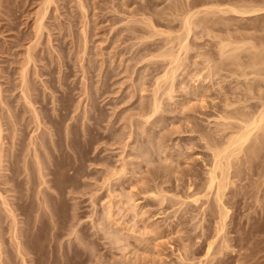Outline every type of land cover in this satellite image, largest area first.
Masks as SVG:
<instances>
[{
    "label": "rangeland",
    "instance_id": "rangeland-1",
    "mask_svg": "<svg viewBox=\"0 0 264 264\" xmlns=\"http://www.w3.org/2000/svg\"><path fill=\"white\" fill-rule=\"evenodd\" d=\"M10 1L0 0V18L3 19L4 15L8 17V14L14 15L13 13L17 11V7L20 9L22 8L21 11L15 12V15L13 17L12 15H10V17L8 18L11 19V22H13L12 19H14V25L16 21V18L14 17H18V20L16 21L17 23L12 29L19 28L18 30H20V32L22 31L21 34H23V30L24 32L26 31V33H31L33 31V26L35 25V18L37 17L36 13L40 11L39 9L42 6L41 1L43 0ZM79 1L81 0H56L55 2L57 3H55V5L54 3L52 4L51 9L54 7L56 8V5L58 6V9H53V11L50 10V15H53L55 18L52 16V18H48L46 22L48 21L47 25H50L49 23L51 22H56V24L60 23V25L57 24V27L59 25L61 31L56 26L52 25L54 26L53 28L50 25V27H52L50 32L49 30H47L50 27L47 26V29L44 30V34L42 35L40 45H37L39 49H42L40 50L42 51L40 53V56L42 55L41 59L43 61L40 60L41 62H39V64L36 63L35 65L38 67L34 65V68L35 70L37 68V72H39L38 70L42 69V76L40 72V74L38 73V75L40 80L42 79V81L44 80V82H41L39 79H36L31 75L35 72L34 68V72L29 69V75L33 77L30 78L28 76L29 79H33L32 81H34L36 85H39V87H36L38 90L40 89L38 92L39 95L41 96L45 92L43 95L45 96L46 94L47 98V100L45 99L46 101L43 102V105L45 103V106L42 105L43 109L41 108L42 111H44L42 112L44 113L42 114V117H44L46 114V116L44 117V121L42 119V122L44 123V125L42 124V126H44V129L42 127L43 130L40 128L41 132H38L40 135L42 134L40 137L43 136L45 140L44 141L43 138H41L42 143L44 142L45 145H43L44 143H41L42 147L38 146L40 150L39 153H42L40 155V157H42L40 158V163L44 161V164L42 163V165L44 166V171H42L45 178H40L39 175L42 174L37 173L39 171L36 169H38L37 166L39 165H37L38 162H36L37 160H35V157L32 159L33 154L31 148L33 149V145H28V143H30L29 138L31 139L32 136L37 142H39L37 138L40 139V137L38 136L36 131H39L40 129L34 131L35 125H31L30 123H28L29 127L28 125H22L23 132L21 134L20 130L22 126L21 124L20 126L18 124L17 127L21 128L17 132H20V134L23 135H20L19 138L21 140L22 137V140H24L20 141L17 138L19 136L18 133L17 135L15 134V137L13 138V127L9 125L8 127H6L7 124H5L6 122H4L5 127L8 128V130L4 127V141L6 142V144L4 143L5 145L3 146H5L4 149L6 148L7 151L6 149L4 150V154L6 156H4L5 160L3 158V164L1 163L3 166L1 168H3L2 171L4 174H2L1 172L2 178L0 177V192L3 193V196H7L8 194L7 197L9 198H7L6 196L5 197L7 199H10L8 200V202H13L12 205L15 207H12L13 210L17 209L16 212H14L16 213V218H18L19 221V223L17 221L18 224L16 227V230H18L16 231V240L18 241L16 242L15 240V242L18 243L19 238L21 239L19 244L15 245V242L13 241L14 238L10 237L11 231L9 229L12 226L11 224H8L10 219L3 216H6V210L4 211L5 207L2 206V198H0V217H2L0 218V232H2L0 233V244L3 245H0V264H264V133L262 134V138L261 136L258 139L256 138L258 142L255 143V137H257L256 133L259 131L258 129H254L255 132L253 134H250L248 139L244 140L241 145H239L231 152L232 154L231 156L229 155L230 157H228V159L232 163H230L229 160L228 163L227 161L226 163L224 162V166H227L228 169L227 167L224 168L231 172L230 174L228 173V175H230L229 177L231 178L229 179L230 181L227 180L229 182V185L227 182L228 187L226 186L227 190L224 191L225 195L223 194L224 197H222V202L224 201V205L222 204V208L225 207L223 208L225 211L224 213H227L225 216L223 215L224 213L222 214L225 219L223 217L220 219L221 215L217 212L219 211L217 210L218 208L216 207L214 202L211 203V201H213L212 198H210L212 192L209 193L211 194L209 197V194H205L207 193L205 190H200V192L202 191V193L199 194V190L197 192L196 190H194L199 196H203V194L205 195V197H199L197 195L199 199L202 198V207L204 206L203 209L198 208V206L195 204H192L189 205V207L186 206V208H191V210L186 212L184 210L185 205L180 206V203H177V205L175 204L174 207L167 209L166 212L161 213L160 211L163 210L164 205H157V199L150 197V190H148V192L147 190H140L138 187H136V189L138 190H136L135 188H131V192H133L134 194L133 198L134 200L136 199L134 203H139L135 208H139L138 210H135L137 214L135 213V211L133 212L132 210H130L131 215L128 213V211L126 212L125 216H123L124 214L123 212H121V214H123V217L120 213H115L112 214V217L109 216L108 218V212L106 209L104 213L105 206L106 208L110 206L112 209V206L110 204H112L113 202L115 203V205H117L118 203V205L121 206L124 197L120 194V190H114L113 194L110 192L111 190H106L108 189V187L107 184L104 183L105 180L103 181L104 178L106 179V177L104 176H107L104 170H106L110 165L105 163L112 162L113 165L116 163L115 166L119 167L112 168V170H119L121 169V163L123 165L124 161L125 163L128 161L129 164L127 163L126 165L129 166L126 167H130L131 160L134 162L139 161L140 165H137L138 162L136 164L134 163L135 166L137 165L138 169H140L138 170L139 176H142L143 173H145L143 174L145 175V177L148 175L150 176L151 173H153V170L151 172L149 171V173L148 169H155L154 173L158 170V172H156V175H160L158 179L163 180L171 174V176L176 174L179 176L182 174L185 175V173H183L185 169L188 172L186 173V175L188 174V176L185 175V177L182 175L184 177V186L186 185L185 180H188L189 177L190 179L194 178L195 182H200L198 183V185H200L202 181H204V173L207 167H209V162L212 159L213 155L212 152H214V150L212 151V149H210L211 146L209 148L207 147L208 143L206 141L208 140L210 143H212V139L210 140L208 138L212 135L211 131L217 124L216 122L220 120L217 118V114L219 113L220 109H222L221 107L223 101L221 100H223V98H225L226 96H224V94L229 93V97H232V93L230 94V91L234 86L233 83L235 78L237 77V74H233L235 72L232 70H235L238 67L236 65L237 62L234 63L237 60L234 59V61L232 59V62L234 64L231 63L230 58H233V53L231 51L229 52L232 54H229V52L227 53L229 56L231 55L229 58V56L226 54L225 56H223L217 48L220 47L219 45H222L221 47H223V43H226V46L228 45V47L226 48L227 50L228 48H232V51H234V53L237 52L238 55L243 58L245 55L243 56L240 54H253L254 51L259 52V50L261 51V48L262 50L264 49V0H83L84 9L80 6L82 4V1ZM8 2H10L11 7L13 5L12 9L10 5L6 7ZM17 4L19 5L17 6ZM189 6L193 12H197L194 13L195 15L191 13V10H189ZM249 6L252 12H250V9L248 10ZM251 6H255L256 8H251ZM185 7L189 8L187 10L190 14L187 12ZM232 7H240L241 10L247 8L246 10H248L250 14L230 11V8ZM258 7L261 8V10L259 12L255 11L254 13L253 10H258ZM144 8L148 11L143 17L142 13ZM184 9L186 10V12ZM11 11L13 13H11ZM184 12L187 13V16L188 14L189 16H199L197 18L191 16L190 17L191 19L193 18V20H199V22L203 26L201 24L198 26L199 22H193V29L191 30L190 27V30H188V33L190 32V34H185V30L187 28L183 26V23H181V18H183L185 14ZM17 13L18 15H16ZM20 13H22V15ZM179 14L183 16H179ZM189 16L188 18H190ZM142 17L144 19L148 18V20H153L152 22L155 23V29L158 30L156 34L159 32V35L154 34L155 36L153 37V35H150L151 33H148L146 31H141V33L136 32L135 34H131L133 33L131 31L130 33V29L127 26H130L131 24L134 25L133 20L130 19H143ZM8 18L6 19L8 20ZM205 18L206 24H204ZM2 19H0L1 24L7 23V20ZM129 20L132 22L128 23ZM200 20H202L203 23ZM135 25L142 27L141 25L143 24L136 22ZM4 27L2 28L3 30ZM121 27L123 28V32L120 31V29H122ZM125 27L126 29H128L124 30ZM144 27L147 28L146 25ZM16 30H4L5 33L2 31L3 34L0 33V45L2 42L4 43L3 40L5 39H7L6 41H9L5 42L4 45L9 43L10 41L11 45L13 42L18 41H14L15 33L17 32L16 34L18 35V30ZM165 31L168 35L169 32L171 34L169 36L166 34L169 37L168 39L164 36ZM47 32H50L52 34L48 35L49 33ZM118 33L121 34L119 35ZM125 33H127V35H125ZM180 34L181 38L183 36L185 39L178 38L180 37ZM85 36L87 37V39ZM141 36L142 38H145H139ZM165 40H167L168 42ZM185 40L188 41L185 42ZM84 41L88 43L84 44ZM221 41L224 42H222L221 44ZM229 41H231L232 44H230ZM21 42L19 41V43L15 42L13 44L15 46L18 44V46H16L17 48H14L13 46V49L11 47L10 54L12 53V56L10 55V58L8 57L9 54L6 55L7 53H5V56H1L0 53V86L4 83V88L5 86L7 87V83H9L8 86H14L13 80L15 79V77L20 78V75H17L18 73H20L18 72V70H20L18 69L20 66L19 59H23L22 56H25L26 53L24 54V52L27 51L26 48H28V46L34 42V39L31 41L21 40ZM178 42H184L185 44H187L186 48H184V46V49H181V46L178 44ZM188 42L190 44H188ZM145 45L149 46L146 47ZM150 46L154 50L155 57H150V55H148L147 57L150 58L146 60L144 59V63L139 62L140 66H138L136 64L137 60H134L135 57H140L137 54L142 55L143 52L147 54V51L145 52V50H148V47ZM84 47H86V49H83ZM158 47L161 48L158 49ZM38 48H36L37 50L35 51H39ZM152 48L151 51H153ZM162 48L166 51L168 50V52L169 49L170 52L176 49L174 53H179V55H181V64L178 67L179 70L177 69L178 74H180H175L176 79H179L175 80L174 78L173 82H175H172L173 84L170 83V81H167L168 83L165 82L166 85L168 84V86L169 83L170 85H173V88H171L173 91L171 90L170 93L168 91L167 93H165L167 95H165L162 92L163 88H165L163 87L164 82L162 81L161 83L162 88L160 92L162 93L161 95L163 97L161 96L162 98H160L162 100H160L159 108L162 106V109H159L160 112L157 111L158 113H160V115L156 113L157 116L159 115L160 117H158L160 120L158 119L156 122L158 124L160 122L163 125H158L156 122V124L154 123V127L152 126V124L151 126L149 125L151 127L150 129L152 130L150 132L153 133L154 130H156V134L154 133L153 136L157 135L158 137H160L156 138L157 136H154L155 139H158L157 144L155 142V139H152V133L150 134V132L148 131L149 128L145 127L147 126L148 122L145 123V118L143 117L139 118L140 114L138 113L140 112V109L138 108V104L140 107L141 101H144L146 104L150 101L149 95H151V86L149 83L152 84V81H150L152 78L150 76L151 71L148 70L149 77H147V79L146 76L143 75L147 73H143L142 71L146 72V69L148 67L150 68V70H152L151 68L153 67L151 66L153 64L151 65V63L148 62V60L150 61L151 58H153L151 59L153 62L158 61L156 63L154 62L155 65H159L160 63L165 61V59L163 60L162 58L163 56H158V53L160 54L162 52H160V50H163ZM14 49H16L17 51ZM129 49L132 52L129 51ZM188 49L190 51H188ZM219 50L221 49L219 48ZM13 52L16 55V52H20V54L18 53V55L22 56L19 58L18 55H13ZM57 52L60 54V58L58 57ZM134 52L137 56L134 55ZM258 52H256V54L254 55H257ZM261 54L264 53L262 52ZM52 55L58 57L56 59L59 60L56 61V59H54L55 56ZM233 56L236 57V54H234ZM5 57L9 58L11 62V58H14L13 63L15 64H12V66L10 67V60L6 59ZM51 57H53L52 59L56 61L53 64L50 62L53 61ZM161 58L163 61H161ZM184 58L186 60H184ZM128 59L130 60L127 63L129 66L126 65ZM16 61L19 63V66L18 63L16 64ZM133 62L135 63L133 64ZM189 62H192V65ZM120 63L122 66L120 65ZM130 63L133 65H131ZM130 65L132 67H130ZM145 65H147L148 67ZM126 66L129 70L126 69L125 71ZM133 66L135 69H133ZM8 67L9 71L6 70V68L8 69ZM54 67H56V70L54 69ZM138 67H140L141 69ZM15 70L17 71V73H15ZM132 70H134V72ZM139 70H141V72ZM197 70L199 73L198 75L196 74ZM12 71H14L15 74L13 75H16L15 77H11L12 74L10 73H13ZM8 72H10V75L8 74ZM138 72H140L139 75ZM3 73H5V76H3ZM8 75L9 78L11 77L10 80L12 82L8 79ZM36 75L37 74H35V76ZM142 75L145 76V79H143L144 77L139 79V77ZM137 76L139 80L136 79ZM195 76L200 77H197L198 79H196ZM19 78L15 79L16 82L18 81L17 84H19ZM4 80L6 81V83ZM178 80L181 83L176 82ZM230 80H233V83ZM38 81L40 82L36 83ZM140 81L142 82V84L144 83L143 89L141 88L142 85H140ZM182 81H185V84ZM137 82L140 84H138ZM87 83L90 85H86ZM182 84H184L183 86H185L184 90ZM197 85L198 87L200 86L199 89ZM195 86L197 87L196 89ZM205 86H207L208 89ZM218 87L220 88V90L217 89ZM85 88H89V90L91 91ZM140 88L142 89V91ZM41 89L43 92L41 91ZM191 89L192 91L193 89H195L196 91H194L199 95L201 92L202 93L200 96H197L195 92V94L191 92ZM226 89H229L230 91L228 92ZM16 90L17 92H15ZM16 90H14L15 93L13 92V95H15H12V98L15 97L16 99H14L17 102V98L20 96V93L19 89ZM96 90L99 91L96 92ZM185 90H188L190 92L186 93ZM221 90H224L225 92ZM86 91L87 93H91L92 91V93L95 92L93 96L92 93L91 95L89 93V97H93L94 99L92 98L91 100H89ZM17 93L19 94L16 95ZM194 95H196L197 97L195 98ZM55 96L57 98L56 101L55 99H52L53 97L55 98ZM41 97L40 99L42 100L43 98ZM198 97H201L203 98V100H205L203 101L206 102L203 103L205 105L200 104L202 103V101H197ZM15 100H13V104ZM52 100L54 101V103L52 102ZM94 100L97 101L95 102ZM180 100H182V102H180ZM187 100H189L190 102ZM88 102H94L96 103V105L94 104V106L91 107V103L89 105ZM183 102H189L191 108L189 106L183 107L187 104L186 103L182 106L181 103ZM86 103H88V105ZM145 103L143 104L145 105ZM16 104L14 106H16ZM19 105H21V102ZM36 105L40 106L39 104ZM135 106L138 109H136ZM18 107L19 109L22 108L21 106ZM179 108L180 110L183 109L184 111H180ZM138 110L139 112L137 113ZM130 111L131 113L132 111L134 113L136 111L137 114L136 115L130 113L132 118L130 116L129 117L131 119H133L134 115V118H139L138 120L142 121H138L137 123H135L137 119H134V121H136L132 122L137 126L132 124V127H134V129L138 128L140 130L142 126L140 127V125L138 124L142 123L141 125L144 126L145 130L148 129L146 131L144 130L143 132L148 131L147 133H149L150 136L146 135L147 133L144 134L151 138L148 139L145 135H142L144 136L142 138L143 141L147 138L148 141L152 140V142H148L147 140H145V143V141L143 142L142 140L139 141L137 139L139 137L141 138L142 136L138 135V129L134 131L133 128L130 127L131 124H129V122L131 120L129 118L127 120L126 116ZM84 113L86 116H83ZM86 113H89L88 117ZM187 114L190 116V118ZM25 115L28 117L27 112L25 113ZM117 115H119V117ZM122 116H124V118L120 119L122 118ZM96 117L98 120L96 119ZM3 121H5V119ZM84 121L87 123H85ZM82 124L85 127H83ZM155 125L157 127H155ZM26 126L27 128L25 129ZM94 128L98 129V132ZM129 128H132V131L136 133L135 134L133 132L136 137H129V131L131 130ZM85 129L88 132H86ZM93 130H95L94 134L92 132ZM43 131H45L46 133H44ZM42 132L45 134V136L48 135V132L49 134H53L48 135L46 138L44 137V134ZM208 132L211 135L205 136V133L207 135ZM215 132L216 131L214 130L213 135L219 137V135ZM36 135L38 136L37 138H35ZM161 136L163 139H161ZM214 136L213 139L215 138V142H217L218 140H216V137ZM52 137L54 138V140H52ZM114 137H116L117 139L119 137L120 138L116 140V138ZM134 138L136 139V141H138V144H140L141 142H143V144L150 143V145L152 144V147L149 146V144V147L147 145H143L142 143L140 144V146H138L137 143L133 144L135 142ZM49 139H51V141ZM159 139H161V141L163 140V142H161ZM115 140L117 142H115ZM220 140L218 144L219 147H221ZM17 141H19V144H26V146L21 145L24 149L27 146L28 147L26 149H29L31 147L30 151L27 150L29 151L27 152L26 149L25 151H23V148L19 146L18 143H16ZM153 142L154 146L156 143L155 148L153 146ZM221 142L224 143V141L222 140ZM12 144H14V147ZM159 144L161 147H157V145ZM136 145L139 148H136ZM216 145L217 144H214V146ZM218 145L216 147H218ZM221 145L225 146V143L224 145ZM251 145H253V147ZM214 146L212 147L214 148ZM248 146L251 147L250 150L247 148ZM18 147H20L19 149H21V151L18 150ZM132 148L133 150L135 148L136 150L139 149L138 154H140V152L142 153L143 150V152H145L146 148H149L146 150L147 152H149L148 150L153 148L151 151L154 150V152H152L151 155H154L153 157L155 158H153L151 155L149 156L152 157L150 158V160H152V164L151 162H149V158H147L148 160L146 159V156L145 158L144 156H140L146 159L144 161L143 158H140L137 155L136 150H134L135 152H132ZM159 148H163V150ZM222 148L223 147H221L220 149ZM157 149H159V151H157ZM11 150L14 151L12 152ZM42 150L45 155L43 154ZM164 150L165 152L162 153V151ZM46 152L47 154L49 152V155H47ZM12 153L14 156L12 155ZM178 153L181 155L177 156ZM133 154L137 155L139 159L137 157L135 158V155ZM50 155L51 157H49ZM170 155L172 156L171 161ZM163 156H168L169 160L167 161V157L165 159ZM79 157H82L84 159ZM124 158L125 160L123 161ZM24 159L26 162L28 161V164L24 163L25 161H22ZM41 159L43 161H41ZM101 159H107V161H101ZM225 159L222 160L224 161ZM94 161L97 162L95 163ZM98 162L101 163L99 164ZM149 163L151 165H149ZM111 165L108 171L111 169ZM165 165L167 167H170L167 168ZM151 166H156L159 169H157L156 167L151 168ZM164 169H166L168 172ZM80 170L82 171V173L80 172ZM171 170L174 171L170 172ZM140 171H142L143 173L141 172L142 174H140ZM167 173L171 174L167 175ZM5 179H7V181ZM115 181L113 180V182ZM102 182L103 185L106 184V188L101 185ZM118 185L119 184H117L116 181L115 188L119 187ZM101 186L103 189L101 188ZM126 186L128 185L126 184ZM181 189L182 190H167L169 191L168 195H170L171 197L174 193L175 196L173 195L172 197L175 199L178 196L177 194H179V196L181 197L178 200L180 201V199L182 200V198L185 197L186 194H191L194 192L193 190H185V188ZM204 191L205 193H203ZM163 194L166 193L163 192ZM209 200L211 205H209ZM198 202V204H200L201 200ZM212 205L213 207H211ZM124 206H127V204H122V207ZM2 207L4 209H2ZM111 209L108 208V211ZM113 209H116V206L113 207ZM140 210L143 211L141 212ZM137 211L139 212V214ZM134 213L136 215H141V217L139 216L140 218L137 216L135 217L137 218V222L135 223L131 221L132 219L130 220L131 216H133ZM109 215L111 214L109 213ZM222 222H224V224ZM116 223L120 224L117 225ZM5 226L6 229L4 228ZM222 226L223 228H221ZM114 229H117L119 232L124 231L126 235L124 232H122V236L127 237H122L121 235H119L123 239H120V242L116 240L114 241L112 238H114L115 233H112V236L110 235V232ZM117 230L115 232H118ZM1 240H3L2 243ZM20 243L22 246L20 245ZM17 245L18 247L21 246L19 247L20 249L22 248L21 251L24 248L22 252L25 253L21 254L20 251H18V253V247H14ZM1 246L3 247V249L1 248ZM23 259L24 261H22Z\"/></svg>",
    "mask_w": 264,
    "mask_h": 264
},
{
    "label": "bare ground",
    "instance_id": "bare-ground-1",
    "mask_svg": "<svg viewBox=\"0 0 264 264\" xmlns=\"http://www.w3.org/2000/svg\"><path fill=\"white\" fill-rule=\"evenodd\" d=\"M10 1V0H9ZM56 0H43V1H41V8L39 9L40 11L39 12H37L36 14V21H35V25L33 26V31L31 32V33H26V31L24 32V30H23V34H21V32H20V30H18L17 28H15V29H12V28H14L15 26L14 25H16V21L18 20L17 18V16L16 17H14V18H16V21H15V24L13 25V22H14V19H12L13 20V22H11L10 20V18H8V17H10V15H12V14H8L9 13V11H8V17L7 16H3L4 18L2 19V18H0V19H2V20H7L6 18H8V20H7V23H5V24H1L0 23V33H2V31L4 32V30H18V35L15 33V39H14V41L15 40H18V41H15V42H18L19 43V41L21 42V40H28V41H31V40H33L34 39V42L33 43H31L29 46H28V48H26V52H24V54H25V56L23 57L22 55V58L23 59H21L20 57V55H18V53L20 54V52H16L17 53V55H18V57L20 58H18L19 59V62H20V66H19V63L16 61V64L18 63V66H19V68H18V66H17V68L18 69H20V70H18V69H16V70H18V72H20V73H18L17 75H20V78L19 77H15L16 75H13V74H15V73H17V71L14 73V71H12L13 73H10V72H8V74L10 73V74H12V76L11 77H15V79H18L19 78V84H17L18 83V81L16 82V80L14 79L13 81H14V86H12L11 84V86H8L9 85V83H7L8 85H7V87L5 86V88H4V86H3V84L0 86L1 88H0V177L2 176V174H4L3 173V171H2V169L3 168H1V167H3L2 166V162H4L3 161V158H4V156H6L4 153H5V149H4V147L5 146H3V145H5L6 144V142L4 141V127H5V124H7V126L6 127H8V125L9 126H12L13 127V129H12V134H13V138L15 137V134L17 135V133H18V139L20 140V135L22 134V129H23V126L22 125H28V127H29V124L28 123H30L31 125L32 124H34L35 125V128H34V126H33V128H34V131L35 130H38V129H42V127H43V129H44V126H42V124L44 125V123L42 122V119H43V121H44V117L46 116V114H45V116L44 117H42V114H44V113H42V112H44V111H42V105H43V102L44 101H46L47 100V98H46V94H45V96L42 94L41 96H43V97H41L40 95H39V90L36 88L37 86L39 87V85L37 84H35V82L34 81H32L33 79H29V77L30 78H33V77H31L30 75H29V69L30 70H32V72H34L33 71V68H34V65L36 64V63H38L39 64V62H41V61H43L42 59H41V56H40V53L42 52V51H40V50H42V49H39L38 47H37V45L39 44L40 45V41H41V38H42V35L44 34V30H46L47 29V26H49L50 27V25L52 26V25H54V26H56L57 27V24H59L60 25V23H57L56 24V22H51V23H49L50 25H47V23H48V21L46 22V20H48V18H52V16L53 15H50V13H51V11L50 10H52L53 11V9H58V6L56 5V8L54 7V8H52L51 9V7H52V4L54 3V5H55V3H57V2H55ZM82 1V4L80 5L83 9H84V5H83V0H81ZM81 1H79V2H81ZM186 1H188V0H186ZM11 2V1H10ZM10 2H8L7 3V5H6V7H8V5H10ZM3 5V4H2ZM19 4H17V6H18ZM145 6V5H144ZM10 7H11V5H10ZM149 7V6H148ZM188 7V6H187ZM255 7V6H254ZM253 6H251V8H254ZM13 8V5H12V7H11V9ZM15 8V7H14ZM18 8V7H17ZM16 8V10L19 12V11H21V9L20 8H18L17 9ZM151 8V7H150ZM186 8V7H185ZM189 8H190V6H189ZM189 8H186V10L187 9H189ZM256 8V7H255ZM259 8V7H258ZM257 8V9H258ZM149 9V8H148ZM247 9V8H246ZM246 9H244V10H241L240 9V7L239 8H237V7H232V8H230V11H233V12H236V13H243V14H250V12H252L251 11V9H250V6L248 7V10L250 9V12L248 11V10H246ZM264 9V8H263ZM185 10V9H184ZM186 10H185V12H186ZM189 10H191V8L189 9ZM220 10V9H219ZM222 10V9H221ZM224 10V9H223ZM261 10V8H259L258 10H253V12L255 13V11L257 12H259ZM13 11V10H12ZM11 11V13H13ZM17 11H15V12H17ZM23 11V10H22ZM148 10L147 9H143V17H144V15L146 14V12H147ZM150 11V10H149ZM180 11H181V9H180ZM197 11V10H196ZM225 11V10H224ZM227 11V10H226ZM15 12L13 13L14 15H15ZM151 12V11H150ZM182 12H183V8H182ZM184 12V13H185ZM187 12H188V10H187ZM183 13V14H184ZM189 13V12H188ZM191 13H197V12H193L192 10H191ZM199 13V12H198ZM21 15H22V13H20ZM53 14V13H52ZM182 14V13H181ZM181 14H179V16L181 15ZM187 13H185L184 14V17L183 18H181V23H183V26L184 27H186L187 29L185 30V34L187 33V34H190V32L188 33V30H192L193 28H192V26L194 25V23L193 22H195V23H198L199 22V20L198 21H196V19L195 20H193V18L191 19V17H194V18H197V17H199V16H197V17H195V16H189V14H188V16L190 17V18H188V16L186 15ZM14 15H12V17L14 16ZM16 15H18V13L16 14ZM195 15V14H194ZM181 16H183V15H181ZM2 17V16H1ZM6 17V18H5ZM11 17V18H12ZM54 17V16H53ZM142 17V18H143ZM148 17V16H147ZM146 17V18H147ZM200 17H202V16H200ZM20 18H21V16H20ZM55 18V17H54ZM151 18V17H150ZM182 19H183V22H182ZM203 19H204V17H203ZM202 19V20H203ZM21 20V19H20ZM19 20V21H20ZM49 20H51V19H49ZM56 20V19H55ZM130 20H133V22H134V25H130V26H127L129 29H130V33H131V31L133 32V33H131V34H135L136 32H140L141 33V31H146V32H148V33H151L150 35H153V37L155 36V35H159L158 33L156 34V32L158 31V30H156L155 29V23H153L152 21L153 20H148V18L147 19H130ZM128 21V23L129 22H132V21ZM146 20V21H145ZM148 20V21H147ZM202 20H200L201 22H202ZM204 21V20H203ZM136 22H139V23H142L143 25H141L142 27H144L145 25L147 26V28L146 27H144V28H142V27H139L138 25H135V23ZM3 23V22H2ZM19 23V22H18ZM55 23V24H54ZM203 23V22H202ZM20 24V23H19ZM138 24V23H137ZM145 24V25H144ZM201 23L199 22V24H198V26L200 25ZM204 24H206V18H205V21H204ZM59 25H58V27L57 28H59ZM140 25V24H139ZM202 25V24H201ZM208 25V24H207ZM4 27V30L2 29L3 27ZM20 26V25H19ZM18 26V27H19ZM54 26H52L53 28H54ZM196 26V25H195ZM203 26V25H202ZM205 26V25H204ZM2 27V28H1ZM17 27V26H16ZM48 27V28H49ZM52 27H50L49 29H47V30H49L50 32H51V29H52ZM55 27V28H56ZM149 27V28H148ZM191 27V28H190ZM206 27V26H205ZM56 28V29H57ZM122 28V27H121ZM127 28V29H128ZM183 28V27H182ZM190 28V29H189ZM61 28H59V30H60ZM84 29V28H83ZM126 29V27H125V29L124 30H127ZM16 30V31H17ZM123 30V28L122 29H120V31H122ZM54 31V30H53ZM61 31V30H60ZM84 31V30H83ZM187 31V32H186ZM7 32V31H6ZM9 32H11V31H9ZM29 32V31H28ZM50 32H47V33H49L48 35H51L52 33H50ZM86 32V31H85ZM123 32V31H122ZM146 32H143V33H146ZM5 33V32H4ZM8 33V32H7ZM87 33V32H86ZM3 34V33H2ZM10 34V33H9ZM31 34H33V35H31ZM85 34V33H84ZM119 34V33H118ZM121 34V33H120ZM119 34V35H120ZM155 34V35H154ZM164 34V33H163ZM167 33H166V31H165V37H167V39L169 38L168 36L169 35H171L170 34V32H169V35L167 36L166 35ZM183 34H184V32H183ZM185 34H184V36H185ZM5 35V34H4ZM11 35H13V34H11ZM30 35V36H29ZM119 35H118V37H119ZM124 35V34H123ZM125 35H127V33H125ZM124 35V36H125ZM139 35V34H138ZM3 36V35H2ZM8 36V35H7ZM86 36H87V34H86ZM85 36V37H86ZM122 36V35H121ZM120 36V37H121ZM123 36V37H124ZM133 36H135V35H133ZM143 36H144V34H143ZM149 36V35H148ZM6 37V36H5ZM151 37V36H150ZM12 38V37H11ZM57 38V37H56ZM126 38V37H125ZM139 38H142V36L141 37H139ZM145 37H143L142 39H144ZM149 38V37H148ZM178 38H180V39H182V38H184L183 36H182V38H181V34H180V37H178ZM188 38V37H187ZM186 38V39H187ZM2 39V38H1ZM85 39V38H84ZM86 39H87V37H86ZM85 39V40H86ZM118 39V38H117ZM179 39V40H180ZM185 39V38H184ZM230 39V38H229ZM7 39H5V40H3L4 41V43L5 42H8V41H6ZM13 41V40H12ZM58 41V40H57ZM165 41H167V40H165ZM171 41V40H170ZM169 41V42H170ZM188 40H185V42H187ZM232 41V40H231ZM231 41H229L230 42V44H232L231 43ZM11 42V41H10ZM10 42L9 43H7L6 45H4V43L2 42L1 43V45H0V53H1V56H5V53H7L6 55H8V57L11 55L12 56V53L10 54V49H11V47H12V49H13V46H14V48L16 47V46H18V44L15 46V45H13L15 42H13L12 43V45L10 44ZM23 42V41H22ZM21 42V43H22ZM168 42V41H167ZM222 42H224V41H221L220 43L222 44ZM228 42V43H229ZM264 42V41H263ZM86 43H88V42H85L84 41V44H86ZM171 43V42H170ZM170 43H168V44H170ZM227 43V44H228ZM23 44V43H22ZM22 44H19V45H22ZM168 44H166V45H168ZM178 44L181 46L180 48L182 49L184 46V48H186V45L187 44H185L184 42L183 43H179L178 42ZM188 44H190L189 42H188ZM224 44H225V46H224ZM178 45V46H179ZM219 45V44H218ZM240 45V44H239ZM264 45V44H263ZM86 46V45H85ZM146 46V45H145ZM147 46H149V45H147ZM146 46V47H147ZM163 46V45H162ZM220 47V49L221 50H219V48H217L218 49V51H220L221 53H222V55L223 56H225V54L226 55H228L227 53L229 52V51H231L232 53H230L229 52V54H232V57L233 58H230V56H229V58L231 59V63L232 64H234V63H236V65L238 66L237 67V69H235V70H232V71H234L235 73H233V74H237V77L235 78V80H234V83H233V87L231 88V91L229 90V89H226L228 92L230 91V94L232 95V97H229L230 95H228L227 93H225L224 94V96H225V98H223V100H221V101H223V104H222V109H220V111H219V113L217 114V118L218 119H220L219 121H217L216 123V125H215V127H214V129L210 132L211 134H209V132H208V134L206 135V133H205V136H208V135H211L212 136V138H211V136H209V138L208 137H206V138H208V139H212V140H214V141H212L211 140V142L212 143H210L207 139H205V140H207L206 142L208 143V145H207V147L209 148L210 146L212 147V146H214V144H219V140L221 139L222 141H224V143H225V146H222L221 144H223L224 145V143H222L221 142V140H220V146L221 147H223L222 149H220L221 147H219V145H218V147H216V146H214V148L212 147H210V149H212V151L214 150V152H212V159L210 160V162H209V167H207V169H206V171H205V173H204V175L205 176H203V180L204 181H202V183L200 184V185H198V183H200V182H195V179L193 178H191L190 179V177H189V179L188 180H185L184 182L186 183V185L184 186V183H183V176H185L186 175V173H188L187 172V170H185L184 169V171H183V173H185V175L184 174H182V175H173V176H171L172 174L171 173H169V174H171V175H169L168 173H167V175H169L168 177H166V179H163V180H159L158 178H159V176L158 175H156V172H158V170L154 173V171H155V169H148V172L150 171H152L153 173H151V178H150V176L148 175V176H146L145 177V175H143V174H145V173H143L142 171H140V174H142V176H139V173H138V170H140V169H138V167H137V165L139 164V161H137V160H135V161H137V162H134V161H132L131 160V162H130V167H126V166H129V165H126L127 163L129 164V162L127 161L126 163H125V158L123 159V161H124V163H123V165H122V163H121V165H120V167H121V169H119V170H115V169H113L112 170V168H116L117 166H115V164L113 165L112 164V162L111 163H105V162H102V163H105V164H112L111 165V169L108 171V169H109V167H110V165H109V167H107V171L106 170H104V172L107 174V176L105 175L104 177H106V179L104 178L103 179V181L105 180V182L104 183H106L107 184V187H108V189H106V190H111L110 192L113 194V192H114V190H120L119 192H120V194L124 197V199L122 200V204L123 205H126L127 204V206H124V207H122V204H121V206H119L118 205V203H117V205H115V203L113 202L112 204H110L111 206H112V209H111V207L110 206H108V208L109 209H111V210H109V211H111V212H109L108 211V208H106V206H105V208H104V213H105V209L107 210V212H108V218H109V216L110 217H112L113 215L112 214H115V213H120L121 214V212H123V214H121V216L123 215V216H125L126 215V212H128L129 214H130V210H132L133 212L135 211V210H138V209H135L137 206H138V204L137 203H134L135 202V200H134V194H133V192H131V188H135L136 189V187H138L140 190H150L151 191V196L150 197H152V198H154V199H157V205L159 204V205H164V208H163V210L162 211H160L161 213H163V212H166V210L167 209H170V208H172V207H174V205L176 204L177 205V203H180L179 205L180 206H182V205H185V211L186 212H188L189 210H191V208H186V206L187 207H189V205H192V204H195V205H197L198 206V208H201V209H203L204 208V206L202 207V198L201 199H199V197L201 196V197H205V195L203 194V196L202 195H198L199 193H202V191L203 190H205L207 193H205V191L203 192V193H205V194H209L210 192H212V195L211 194H209V197H210V195H211V197L210 198H212V200L213 201H211V203L212 202H214L215 203V205H216V207L218 208L217 210H219V211H217L220 215H221V217H220V219L223 217V215L225 216L227 213H224L225 211H224V209L223 208H225V207H223L222 208V206L224 205L223 204V202H222V197H224L223 196V194H224V191L225 190H227V188H226V186H227V182L228 181H230L229 179H231L229 176L230 175H228V173L230 174L231 172L230 171H228L227 169H228V167L227 166H224V162L226 163V161H227V163H228V157H230L231 156V152L234 150V149H236L239 145H241L242 144V142L244 141V140H246V139H248V137L250 136V134H253L254 132H255V130L254 129H258L259 131L257 132V133H259V132H262V133H259V134H257L256 133V135H257V137H255V143L256 142H258V138L261 136V138H262V134L264 133V54H261L262 52L264 53V49L262 50V48H261V51L259 50V52L258 51H254V53L253 54H251V53H249V54H244V53H242V54H240V52H239V54L240 55H245L244 56V58L243 57H240L239 55H238V53L236 52V53H234V51H232V48H228V50L226 49L227 47H228V45L226 46V43H223V47H221L222 45H219ZM230 46V45H229ZM236 46V45H235ZM87 47V46H86ZM86 47H84L83 49H86ZM146 47H144V48H146ZM151 47V46H150ZM150 47H148V48H146V49H148V50H145V52L147 51V54L146 53H144L143 52V54L141 55V54H137V55H139L140 57H138L137 55H135V52L137 51H135L134 52V55L135 56H137V57H135V59L134 60H137V62H136V64L138 65V66H140L139 64L140 63H144L143 62V60L145 59H149L151 56H154V50H153V48H152V50L153 51H151V48ZM188 47V46H187ZM191 47V46H190ZM190 47H189V49H190ZM233 47H234V45H233ZM238 47V46H237ZM241 47V46H240ZM17 48V47H16ZM36 48H38V50L39 51H35V50H37ZM42 48V47H41ZM161 47H158V49H160ZM167 48V47H166ZM183 48V49H184ZM192 48H193V45H192ZM236 48V47H235ZM131 49V48H130ZM129 49V51H131ZM163 49V48H162ZM168 49V48H167ZM173 49V48H172ZM188 49V51H190ZM231 49V50H230ZM14 50H16V49H14ZM133 50V49H132ZM135 50V49H134ZM140 50V49H139ZM176 50V49H175ZM175 50H173L172 52H170V49H169V52H168V50L166 51V50H160V54L158 53V56L160 57V56H163L162 58H163V60L165 59V61H163L162 60V58H161V61H163L162 63H160L159 65H155V63L156 62H158V61H152L151 59H153V58H151L150 59V61L148 60V62H150L151 63V67H153V68H151L152 70H150V68L147 66V65H145V66H147L148 68L146 69V72L145 71H142L143 73H147V74H143V75H145L146 76V79H147V77H149V71H151L150 72V76L152 77L151 78V80L150 81H152V84L151 83H149L150 84V86H151V95H149V97H150V101H149V103H145L144 101L142 102L141 101V103H140V107H139V104H138V108L140 109V112H139V110L137 111V113L138 114H140V116H139V118H141V117H143V118H145L144 120H145V123H147V126H145V127H147V128H149V130L148 129H146V130H148L149 132L150 131H152L150 128V126H151V124H152V126L154 127V123L160 118L159 117V115H160V113H158L157 111H159V109L162 107H160L159 108V105H160V100H162V99H160V98H162L163 96L161 95L162 93L160 92L161 91V88H162V81L164 82L163 83V87H165V88H163V93L165 94V93H167L168 91H169V93H170V91L172 90L171 88H173V85H170V83H172L173 82V80H174V78H175V80H177V79H179V78H177L176 79V77H175V74L177 73L178 74V71H177V69H178V67H179V65L181 64V55H179V53L178 54H175L174 53V51ZM226 50H227V52H226ZM234 50H236V49H234ZM13 51V50H12ZM17 51V50H16ZM143 51V50H142ZM177 51H178V47H177ZM179 51H180V49H179ZM186 51V50H185ZM121 52V51H120ZM132 52V51H131ZM140 52V51H139ZM226 52V53H225ZM256 52H258V54L257 55H254V54H256ZM14 53V52H13ZM137 53V52H136ZM221 53H220V55H221ZM57 54H58V57H59V53L57 52ZM234 54H236V57H234L233 55ZM251 54V55H250ZM261 54V55H260ZM13 55H16L15 53L13 54ZM16 55V56H17ZM131 55V54H130ZM133 55V54H132ZM148 55H150V57H147ZM155 55H156V53H155ZM238 55V56H237ZM254 55V56H253ZM0 56V57H1ZM44 56V55H43ZM52 56H55V55H52ZM157 56V57H158ZM222 56V57H223ZM228 56H226V57H228ZM13 57H15V56H13ZM58 57H54V59H56V58H58ZM155 57V56H154ZM165 57V58H164ZM245 57H247V58H245ZM3 58V57H2ZM6 58V57H5ZM4 58V59H5ZM10 58V57H9ZM9 58H6V59H8V60H10ZM43 58V57H42ZM53 57H51V59H52ZM60 58V57H59ZM130 58V57H129ZM12 59V62H11V60L9 61L10 63H11V65H9L10 67L12 66V64H15V63H13V61H14V58H11ZM17 59V58H16ZM63 59V58H62ZM235 59V60H237V61H235L234 63L232 62L233 60ZM7 60V61H8ZM41 60V61H40ZM53 60V59H52ZM59 60V59H58ZM57 59H56V61H58ZM184 60H186L185 58H184ZM211 60V59H210ZM54 61V60H53ZM50 61L52 64L53 63H55L56 61ZM128 61H130L129 59L127 60V62H126V65L127 66H129L127 63H128ZM160 61V60H159ZM34 64H33V63ZM140 62V63H139ZM9 63V64H10ZM32 63V64H31ZM135 62H133V64H134ZM146 63V62H145ZM150 63H148V64H150ZM189 63H191V65H192V62H189ZM8 64V63H7ZM124 64H125V62H124ZM131 64V63H130ZM133 64H131V65H133ZM32 65H33V67H32ZM120 65H121V63H120ZM130 65V67H132ZM31 66V67H30ZM36 66V65H35ZM51 66V65H50ZM122 66V65H121ZM127 66H126V68H125V71H126V69H127ZM150 66V65H149ZM5 67H7V66H5ZM4 67V68H5ZM15 67H16V65H15ZM36 67H38V66H36ZM40 67V66H39ZM135 67H137V66H135ZM144 67V66H143ZM250 67H252V68H250ZM32 68V69H31ZM138 68H140V67H138ZM146 68V67H145ZM12 69H13V67H12ZM54 69L56 70V67H54ZM133 69H135L134 68V66H133ZM141 69V68H140ZM144 69V68H143ZM142 69V70H143ZM2 70V69H1ZM6 70L7 71H9V67H8V69L6 68ZM5 70V71H6ZM34 70H35V68H34ZM52 70V69H51ZM112 70H114V69H112ZM127 70H129V69H127ZM145 70V69H144ZM149 70V71H148ZM179 70V69H178ZM194 70V69H193ZM192 70V71H193ZM217 70H218V68H217ZM237 70V71H236ZM239 70V71H238ZM40 73H41V76H42V69H40V70H38ZM108 71V70H107ZM133 72H134V70H132ZM137 71V70H136ZM140 72H141V70H139ZM177 71V72H176ZM4 72V71H3ZM31 72V73H32ZM39 72H37V68H36V70H35V72L33 73V74H31L32 76H34V78H36V79H39L40 80V78H39V75H38V73ZM55 72V71H54ZM84 72V71H83ZM140 72H138V75H139V73ZM161 72V73H160ZM7 73V72H6ZM39 73V74H40ZM110 73V72H109ZM137 73V72H136ZM160 73V74H159ZM182 73V72H181ZM184 73V72H183ZM196 73V72H195ZM201 73V72H200ZM5 73H3V76H5L4 75ZM9 74V75H10ZM35 74H37L36 76H35ZM50 74V73H49ZM108 74V73H107ZM180 74V73H179ZM178 74V75H179ZM197 75L199 74L198 73V70H197V73H196ZM202 74V73H201ZM201 74H200V76H201ZM232 74V75H233ZM7 75V74H6ZM9 75H8V79L10 80V78H9ZM141 75V74H140ZM140 76L139 77V79L140 78H143V79H145V76ZM148 75V76H147ZM29 76V77H28ZM102 76V75H101ZM106 76H108V75H106ZM110 76V75H109ZM194 76V75H193ZM200 76H197V77H200ZM234 76V75H233ZM1 77V76H0ZM7 77V76H6ZM5 77V78H6ZM38 77V78H37ZM105 77V76H104ZM103 77V78H104ZM111 77V76H110ZM196 77V76H195ZM196 77V79H198ZM235 77V76H234ZM4 78V79H5ZM102 78V77H101ZM183 78V77H182ZM181 78V79H182ZM105 79V78H104ZM107 79V78H106ZM110 79V78H109ZM108 79V80H109ZM136 79H138V76H137V78ZM138 79V80H139ZM185 79V78H184ZM53 80V79H52ZM108 80H106V81H108ZM137 80V81H138ZM186 80V79H185ZM5 81V80H4ZM3 81V82H4ZM6 81H7V79H6ZM6 81H5V83H6ZM11 81V80H10ZM41 82H44V80L42 81V79L40 80ZM40 81H38V82H36V83H39ZM51 81V80H50ZM54 81V80H53ZM103 81H105V80H103ZM141 81H142V79H141ZM140 81V82H141ZM146 81V80H145ZM145 81H143V82H145ZM170 81V83H169V86H168V84L166 85V83H168V82ZM1 82V81H0ZM12 82V81H11ZM52 82V81H51ZM51 82H50V84H51ZM166 82V83H165ZM175 82V81H174ZM173 82V83H174ZM176 82H178V83H181V82H179V80L178 81H176ZM183 82V81H182ZM185 82V81H184ZM183 82V83H184ZM17 85H16V84ZM104 83V82H103ZM106 83V82H105ZM138 83V82H137ZM172 83V84H173ZM215 83V82H214ZM231 83V84H232ZM138 84H140V83H138ZM137 84V85H138ZM144 84V83H143ZM143 84H142V82H141V84L140 85H142V89H143ZM167 86H165V85ZM176 84V83H175ZM185 84V83H184ZM184 84H182V86L184 85ZM200 84V83H199ZM198 84V85H199ZM217 84V83H216ZM5 85V84H4ZM36 85V86H35ZM86 85H90V84H86ZM146 85V84H145ZM177 85H179V84H177ZM181 85V84H180ZM198 85H197V87H198ZM201 85V84H200ZM219 85H220V83H219ZM139 86V85H138ZM171 86V87H170ZM176 86V85H175ZM194 86V85H193ZM215 86V85H214ZM230 86V85H229ZM228 86V87H229ZM85 87H87V86H85ZM196 86H195V89L197 88ZM200 87V86H199ZM199 87H198V89H199ZM206 88H207V86H205ZM204 87V88H205ZM217 87V86H216ZM215 87V88H216ZM221 87V86H220ZM89 88H90V86H89ZM89 88H85V89H88L89 90ZM138 88V87H137ZM140 88V89H141ZM177 88V87H176ZM179 88H180V86H179ZM182 88V87H181ZM184 88H185V86H183V90H184ZM187 88V87H186ZM205 88V89H206ZM16 89H19V93H17L16 95H20L17 99V102H16V98L14 99V98H12V95H13V92H14V90H16ZM98 89V88H97ZM142 89H141V91H142ZM165 89V90H164ZM195 89H193V91H192V89H191V92L192 93H194L196 90ZM208 89V88H207ZM218 90H220V88L218 87L217 88ZM225 89V88H224ZM234 89V90H233ZM38 90V91H37ZM190 90V89H189ZM195 90V91H194ZM204 90V89H203ZM233 90V91H232ZM41 91H42V89H41ZM89 91H91V90H89ZM99 91V90H98ZM97 90H96V92H98ZM173 91V90H172ZM186 91V90H185ZM188 91V90H187ZM186 91V93H189L190 91H188L187 92ZM221 91H224V90H221ZM226 91V92H227ZM15 92H17V90L15 91ZM14 92V93H15ZM43 92V91H42ZM93 92V91H92ZM91 92V93H92ZM175 92V91H174ZM201 92V91H200ZM199 92V93H200ZM225 92V91H224ZM41 93V92H40ZM86 93H87V91H86ZM85 93V94H86ZM89 93L90 92H88L87 94H88V97H89ZM91 93H90V95H91ZM95 93V92H94ZM94 93H92V96L94 95ZM171 93H173V92H171ZM196 93V92H195ZM194 93V94H195ZM202 93V92H201ZM201 93H200V95H201ZM98 94H100V93H98ZM15 95V94H14ZM13 95V96H14ZM96 95H97V93H96ZM143 95V94H142ZM165 95H167V94H165ZM171 95V94H170ZM196 95L197 96H200L198 93H196ZM196 95H194L195 96V98L197 97ZM228 95V96H227ZM41 98H43L42 100L40 99V97ZM100 96H102V95H100ZM141 96V95H140ZM162 96V97H161ZM193 96V95H192ZM222 96V95H221ZM97 97V96H96ZM20 98V99H19ZM93 98V97H92ZM91 97H89V100H91L92 99ZM140 98H142V97H140ZM190 98V97H189ZM46 99V100H45ZM52 99H55V101H56V96H55V98L53 97ZM86 99V98H85ZM94 99V98H93ZM188 99V98H187ZM13 100H15L14 101V104H13ZM185 100V99H184ZM190 100V99H189ZM189 100H187V101H189ZM93 101V100H92ZM95 101V100H94ZM97 101V100H96ZM95 101V102H96ZM191 101V100H190ZM189 101V102H190ZM197 101L198 102H200V101H202V103H200L201 105L203 104V103H206V102H203V101H205V100H203V98H197ZM20 102H21V105H19L20 104ZM52 102L54 103V101L52 100ZM146 102H148V101H146ZM180 102H182V100H180ZM189 102L186 104V103H181V105L183 106V105H185V106H183V107H186V106H189L190 107V105H189ZM17 103V104H16ZM89 103V102H88ZM88 103H86L87 105H88ZM91 103V107H93L94 106V104L96 105V103H92V102H90ZM90 103H89V105H90ZM143 103H145V105L143 104ZM16 104V106H14ZM36 104H39L40 106H38V105H36ZM64 104V103H63ZM143 106H142V105ZM21 106L22 108H20L19 109V107L18 106ZM177 105H179V104H177ZM203 105H205V104H203ZM221 105V104H220ZM43 106H45V103H44V105ZM219 106V105H218ZM134 107V106H133ZM136 107V106H135ZM188 107V108H189ZM42 108V109H41ZM132 108V107H131ZM137 107H136V109H138ZM191 108V107H190ZM128 109H129V107H128ZM162 109V108H161ZM85 110H88V109H85ZM89 110H90V108H89ZM179 110H180V108H179ZM183 110V109H182ZM182 110H180V111H182ZM93 111V110H92ZM184 111V110H183ZM27 112V115H28V117L25 115V113ZM66 112V111H65ZM83 112V111H82ZM94 112V111H93ZM97 112V111H96ZM127 112H128V110H127ZM160 112V111H159ZM162 112V111H161ZM29 113H30V115H29ZM62 113V112H61ZM64 113V112H63ZM115 113V112H114ZM131 113V111L129 112V114L128 115H126L127 116V120H128V118L131 120L130 122H129V124H131L130 125V127H132V124H133V122L132 121H134V119H137L136 117L134 118V115H133V119H131L132 117H131V114L133 113V114H136V111H135V113L132 111V113ZM159 114L158 116H157V114ZM87 114V113H86ZM162 114V113H161ZM88 115H89V113L87 114V117H88ZM137 115V114H136ZM154 115V116H153ZM156 115V116H155ZM188 115V114H187ZM186 115V116H187ZM77 116H79V115H77ZM83 116H86L85 115V113L83 114ZM82 116V117H83ZM118 117H119V115H117ZM131 118H130V117ZM152 116H153V118H152ZM189 116V115H188ZM187 116V117H188ZM52 117V116H51ZM63 117V116H62ZM90 117V116H89ZM138 117V116H137ZM159 117V118H158ZM186 117V118H187ZM47 118V117H46ZM74 118H75V116H74ZM77 118V117H76ZM84 118V117H83ZM82 118V119H83ZM100 118V117H99ZM124 118V116H122V118H120V119H123ZM138 118V119H139ZM151 118V119H150ZM189 118H190V116H189ZM5 119V121H3ZM6 119H7V121H6ZM96 119H97V117H96ZM119 119V120H120ZM137 119V121L135 122V123H137L138 121H140V120H138ZM85 120H86V118H85ZM98 120V119H97ZM147 120V121H146ZM160 120V119H159ZM189 120V119H188ZM46 121V120H45ZM94 121V120H93ZM93 121H92V123H93ZM4 122H6L5 124H4ZM51 122V121H50ZM85 122V121H84ZM99 122V121H98ZM140 122H142V121H140ZM139 122V123H140ZM191 122V121H190ZM53 123V122H52ZM85 123H87V122H85ZM92 123H90V124H92ZM100 123V122H99ZM135 123L133 124V125H135ZM157 123V122H156ZM155 123V124H156ZM19 124V126H20V124H21V126H22V128L21 127H17V125ZM45 124H46V122H45ZM142 123H140V124H138V125H140V127L142 126L143 128H144V126L143 125H141ZM158 124V123H157ZM159 124L160 125H163L162 123H160L159 122ZM158 124V125H159ZM194 124H195V122H194ZM83 125V124H82ZM95 125H96V123H95ZM150 125V126H149ZM135 126H137V125H135ZM195 126H196V124H195ZM5 127V128H6ZM46 127H49V126H46ZM45 127V128H46ZM83 127H85L84 125H83ZM98 127V126H97ZM140 128V130L138 129V128H136V129H134V127H132L133 128V130L135 131V130H137L136 132L138 133V135H140V136H142V135H145L144 133H147V132H143L144 130H145V128L143 129V128ZM155 127H157L156 125H155ZM21 128V134H20V132H17V131H19V129ZM27 128V126L25 127V129ZM132 128H129V129H131L129 132L131 133V131H132ZM7 130H8V128H6ZM41 129L39 130V131H36L37 132V134H38V136L40 137L41 135L39 134L40 132H41ZM42 129V130H43ZM47 129V128H46ZM49 129V128H48ZM95 129V128H94ZM109 129H110V127H109ZM153 129V128H152ZM95 130H97V132H98V129H95ZM95 130H93L92 132H93V134H94V132H95ZM145 130V131H146ZM214 130L216 131L215 133H217L218 135H219V137H216V135L214 136L213 134H214ZM261 130H263V131H261ZM33 131V132H34ZM49 131V130H48ZM51 131V130H50ZM75 131V130H74ZM85 131H86V129H85ZM134 131H132V133L134 132ZM141 133H140V132ZM156 130H154V132L152 133V132H150V134L152 133V135H151V137H152V139L154 138L155 139V137L157 136H153V134L155 133L156 134V132H155ZM253 131V132H252ZM257 131V130H256ZM39 132V133H38ZM44 133H46L45 131H43ZM42 132V133H43ZM79 132V131H78ZM86 132H88V131H86ZM91 132V131H90ZM25 133V132H24ZM23 133V134H24ZM43 133V134H44ZM51 133V132H50ZM74 133V132H73ZM113 133V132H112ZM116 133V132H115ZM129 133V137H133V136H135L136 137V135H134V133H133V135H132V133L130 134ZM143 133V134H142ZM53 134V133H52ZM52 134H49V132H48V135H52ZM91 134V133H90ZM136 134V133H135ZM150 134L149 133H147L146 135H148V136H150ZM25 135V134H24ZM47 135V136H48ZM97 135V134H96ZM132 135V136H131ZM145 135V136H146ZM203 135V134H202ZM217 135V136H218ZM255 135V136H256ZM264 135V134H263ZM21 136H23V135H21ZM37 135L35 136V138H37L38 137ZM47 136H45V134H44V137H46L47 138ZM89 136V135H88ZM102 136H103V133H102ZM117 136V135H116ZM148 136H146L148 139H151V138H149ZM163 136H165V135H163ZM205 136H203V137H205ZM213 136L214 137H216V140H218L217 142H215V138L213 139ZM26 137V136H25ZM31 137V136H30ZM92 137V136H91ZM97 137V136H96ZM139 137V136H138ZM144 136H142L141 138L139 137V138H137L139 141H143V138ZM168 137V136H167ZM166 137V138H167ZM41 138H43V136L42 137H40V139H38L37 138V140H39V142H37L35 139H34V137L32 136L31 137V139L29 138V141H30V143H28V145H33L32 147H33V149L31 148V150H32V154H33V156H32V159L35 157V160H37L36 162H38L37 163V165H39V166H37L38 167V169H36V170H38L39 172H37L38 174H42V175H39L40 176V178H45V176H44V173H43V171H44V166L42 165V163L44 162L42 159H41V161H43L42 163H40V158H42V157H40V155L42 154H40L39 152H40V150H39V147L38 146H41L43 143H42V139ZM45 138V139H46ZM50 138V137H49ZM114 138H116V137H114ZM120 138V137H119ZM118 138V139H119ZM122 138V137H121ZM145 139V140H147L148 141V139ZM156 138H160V137H156ZM218 138V139H217ZM257 138V139H256ZM117 138H116V140H118ZM135 139V138H134ZM161 139H163L162 138V136H161ZM161 139H159L160 141H161ZM21 140H22V137H21ZM20 140V141H21ZM43 140H44V138H43ZM50 141H51V139H49ZM52 140H54V138L52 137ZM91 140H92V138H91ZM115 140V142H117ZM144 140V141H145ZM157 140V141H156ZM166 140V139H165ZM22 141H24V140H22ZM41 141V142H40ZM45 141V140H44ZM135 142L133 143V144H136L138 141H136V139L134 140ZM143 141V142H144ZM152 142V140H149L148 142ZM253 141H254V139H253ZM48 142V141H47ZM93 142V141H92ZM91 142V143H92ZM119 142V141H118ZM143 142H141L142 144H143ZM155 142L158 144V139H155ZM161 142H163V140L161 141ZM215 142V143H214ZM5 143V144H4ZM16 143H18L19 144V141H17ZM16 143H14V144H16ZM26 143V142H25ZM40 143V144H39ZM42 143V144H41ZM120 143V142H119ZM140 143V144H141ZM145 143H146V141H145ZM156 143H155V146H154V142H153V146H154V148L156 147ZM214 143V144H213ZM14 144H12L13 145V147H14ZM46 144H48V143H46ZM140 144H138L137 143V145L138 146H140ZM149 144V146H151L152 147V144L150 145V143H148ZM148 144H143V145H147L148 146ZM161 144V143H160ZM160 144L159 145H157V147H161L160 146ZM165 144V143H164ZM164 144H163V146H164ZM211 144V145H210ZM213 144V145H212ZM26 146V144L24 145V143L22 144V143H20L19 144V146ZM43 145H45V143L43 144ZM127 145V144H126ZM132 145V144H131ZM136 145V148L138 147ZM21 146V147H22ZM48 146V145H47ZM135 146V145H134ZM148 146V147H149ZM252 147H253V145H251ZM28 147V146H27ZM26 147V148H27ZM42 147V146H41ZM215 147H216V150H215ZM20 147H18V150H20L21 151V149H19ZM23 148V147H22ZM25 148V149H26ZM30 148L29 149H26V151L27 150H29L30 151ZM87 148V147H86ZM90 148H91V146H90ZM95 148V147H94ZM136 148L134 149V150H136ZM139 148V147H138ZM164 148V147H163ZM163 148H159V149H161V150H163ZM218 148V149H217ZM228 148V149H227ZM249 150L251 149V147L250 146H248L247 147ZM13 149V148H12ZM25 149L23 148V151H25ZM43 149H45V148H43ZM47 149V148H46ZM48 149H50V148H48ZM97 149V148H96ZM142 149H144V148H142ZM147 149H149V148H146L145 149V152H143L142 151V153L140 152V154H142V155H140V154H138L139 152V149H137L136 151H137V155L140 157V156H144V158H145V156H146V159L147 158H149V162H151V164H152V160H150V158H152L153 156L151 155L152 154V152H154V150L153 151H151L152 149H150V150H148L149 152H147L146 150ZM159 149H157V151H159ZM220 149V150H219ZM95 150V149H94ZM132 150H133V148H132ZM132 150H130V151H132ZM132 151V152H135V151ZM140 150H141V148H140ZM160 150V151H161ZM225 150V151H224ZM227 150V151H226ZM6 151H7V149H6ZM12 151V150H11ZM14 151V150H13ZM12 151V152H13ZM17 151V150H16ZM22 151V152H23ZM29 151H27V152H29ZM44 151H48V150H44ZM222 151H223V153H222ZM18 152V151H17ZM42 152H43V150H42ZM77 152V151H76ZM147 152V153H146ZM163 152H165V150L164 151H162V153ZM182 152V151H181ZM51 153V152H50ZM144 153V154H143ZM156 153V152H155ZM157 153H159V152H157ZM180 153V152H179ZM178 153V155L177 156H179V155H181V154H179ZM24 154V153H23ZM43 154L45 155V153L43 152ZM46 154H47V152H46ZM80 154V153H79ZM136 154V153H135ZM135 154H133V155H135ZM145 154H147V155H145ZM12 155H13V153H12ZM16 155V154H15ZM47 155H49V152H48V154ZM46 155V156H47ZM52 155V154H51ZM51 155L49 156V157H51ZM53 155H54V152H53ZM137 155H135L134 157L136 158H138V156ZM152 156V157H149V156ZM226 155H228V156H226ZM230 155V156H229ZM14 156V155H13ZM17 156V155H16ZM22 156V155H21ZM20 156V157H21ZM43 156V155H42ZM169 156V155H168ZM168 156H166L167 157V159H166V157H164L167 161L169 160V157ZM233 156V155H232ZM25 157H26V155H25ZM44 157V156H43ZM173 157H175V156H173ZM227 158V159H225V158ZM18 158V157H17ZM79 158H82V157H79ZM95 158H96V156H95ZM99 158V157H98ZM107 158V157H106ZM140 158H143V157H140ZM143 158V159H144ZM153 158H155V157H153ZM157 158V157H156ZM163 158V159H164ZM27 159V158H26ZM78 159V158H77ZM82 159H84V158H82ZM139 159V158H138ZM146 159H144V161L146 160ZM171 159H172V156L170 155V161H171ZM222 159H225L224 161L222 160ZM4 160H5V158H4ZM18 160V159H17ZM80 160V159H79ZM86 160V159H85ZM103 159H101V161H102ZM148 160V159H147ZM155 160V159H154ZM15 161V160H14ZM23 162L25 161V159L24 160H22ZM82 161H84V160H82ZM103 161H107V159L105 160H103ZM112 161V160H111ZM143 161V162H144ZM165 161V160H164ZM175 161V160H174ZM230 161V160H229ZM16 162H18V161H16ZM35 162V163H36ZM95 162V161H94ZM97 162V161H96ZM95 162V163H96ZM141 162H142V160H141ZM147 162V161H146ZM2 163V164H1ZM24 163H27L28 164V161L26 162H24ZM32 163H33V160H32ZM79 163V162H78ZM84 163V162H83ZM99 163V162H98ZM97 163V164H98ZM101 163V162H100ZM99 163V164H100ZM114 163V162H113ZM132 163V164H131ZM137 163V165L135 166V164ZM148 163V162H147ZM146 163V164H147ZM154 163V162H153ZM230 163H232L231 161H230ZM44 164V163H43ZM82 164V163H81ZM141 164H143V163H141ZM150 163H149V165H151ZM155 164V163H154ZM160 164V163H159ZM159 164H157V165H159ZM168 164V163H167ZM171 164V163H170ZM172 164H173V161H172ZM43 167H42V166ZM84 165V164H83ZM107 165V166H108ZM132 165V166H131ZM140 165V164H139ZM161 165H162V163H161ZM36 166V165H35ZM82 166V165H81ZM102 166H103V164H102ZM112 166H115V167H112ZM142 166V165H141ZM146 166V165H145ZM148 166V165H147ZM166 166V165H165ZM177 166V165H176ZM176 166H174V167H176ZM119 167V166H118ZM117 167V168H118ZM137 167V168H136ZM140 167V166H139ZM149 167V166H148ZM153 167H156V166H153ZM152 166H151V168H153ZM167 167V166H166ZM168 167H170V166H168ZM167 167V168H168ZM227 167V169H225V168ZM230 167V166H229ZM77 168V167H76ZM103 168V167H102ZM105 168V167H104ZM157 168V167H156ZM160 168H161V166H160ZM165 168V167H164ZM166 168V169H167ZM172 168V167H171ZM192 168V167H191ZM101 169V168H100ZM157 169H159V168H157ZM166 169H164V170H166ZM176 169V168H175ZM174 169V170H175ZM43 170V171H42ZM72 170V169H71ZM99 170V169H98ZM102 170V169H101ZM115 170V171H114ZM163 170V171H164ZM169 170H170V168H169ZM174 170H171L170 172H172V171H174ZM191 170V169H190ZM227 170V171H226ZM97 171V170H96ZM162 171V172H163ZM167 171V170H166ZM165 171V172H166ZM189 171V170H188ZM192 171H194V170H192ZM1 172H2V174H1ZM74 172V171H73ZM80 172L82 173V171L80 170ZM98 172V171H97ZM101 172V171H100ZM142 172V173H141ZM149 172V173H150ZM168 172V171H167ZM181 172V171H180ZM179 172V173H180ZM190 172V171H189ZM196 172V171H195ZM194 172V173H195ZM105 173H103V174H105ZM159 173H161V172H159ZM175 173V172H174ZM177 173H178V171H177ZM182 173V172H181ZM180 173V174H181ZM193 173V172H192ZM6 174V173H5ZM101 174V173H100ZM128 174V175H127ZM148 174V173H147ZM146 174V175H147ZM163 174V173H162ZM199 174V173H198ZM196 175V174H195ZM42 176H44V177H42ZM124 176V177H123ZM166 176V175H165ZM186 176H188V174L186 175ZM185 176V177H186ZM190 176V175H189ZM191 176H193V175H191ZM4 177V176H3ZM7 177V176H6ZM73 177V176H72ZM102 177V176H101ZM229 177V178H228ZM232 177V176H231ZM2 178V177H1ZM103 178V177H102ZM10 179H11V177H10ZM118 179H119V182H118ZM197 179V178H196ZM198 179H200V178H198ZM6 181H7V179H5ZM43 180V179H42ZM41 180V181H42ZM46 180V179H45ZM45 180H44V182H45ZM113 180L115 181H117V184H119L118 186L119 187H117V188H115V185H116V181L115 182H113ZM228 180V181H227ZM3 182V181H2ZM1 182V183H2ZM6 183V182H5ZM182 183H183V185H182ZM40 184V183H39ZM106 184H104L103 185V182H102V184L101 185H103L104 187L106 186ZM115 184V185H114ZM126 184L128 185V186H126ZM139 185H141V186H139ZM228 185H229V182H228ZM75 186V185H74ZM171 187V188H170ZM228 187V186H227ZM101 188H102V186H101ZM106 188V187H105ZM127 188H130V189H127ZM181 188H185V190H196V192L199 190V192H198V194H196V192L194 191L193 193H191V194H186V196L185 197H183L182 198V200L180 199V201L178 200L181 196H179V194H177L178 196V198L176 199H174L172 196L174 195L175 196V194L173 193V195H172V193H171V197H170V195H168V192L169 191H167V190H182ZM103 189V188H102ZM97 190V189H96ZM136 190H138V189H136ZM200 190H202L201 192H200ZM9 192V191H8ZM7 192V193H8ZM149 192V191H148ZM163 192L164 193H166V194H163ZM6 193V194H7ZM3 193L2 192H0V198H2L1 199V203H2V206L3 207H5V209L2 207V209H4V211H5V213H6V216L5 215H3L4 217H7V218H9L10 219V221L9 220H5V221H9V223L8 224H11V228L9 229L10 231H11V235H10V237H13L14 238V242H15V240H16V238H17V233H16V231H18V230H16V227H17V224L19 223V221H18V218H16V210H13V208L12 207H14L13 205H12V203L13 202H10V204H9V202H8V200H10V199H7V198H9V197H7L8 196V194H7V198L5 197V196H3L2 195ZM153 194V195H152ZM196 194V195H195ZM199 197H198V196ZM206 195V196H207ZM225 195V194H224ZM133 200V201H132ZM201 200V205L200 204H198L199 202L198 201H200ZM3 201V202H2ZM172 202H174V203H172ZM214 203H213V205H214ZM223 204V205H222ZM209 205H211L210 204V200H209ZM213 205L211 206V207H213ZM215 205H214V207H215ZM11 206V207H10ZM21 206V205H20ZM116 206V209H113V207H115ZM18 207V206H17ZM16 207V208H17ZM166 207V208H165ZM15 208V207H14ZM177 209V208H176ZM175 209V210H176ZM200 209V210H201ZM206 209V208H205ZM215 209V208H214ZM223 209V210H222ZM114 210V211H113ZM226 210V209H225ZM15 211V212H14ZM131 211V212H132ZM141 211V210H140ZM143 211V210H142ZM141 211V212H142ZM204 211V210H203ZM125 212V213H124ZM138 212V211H137ZM215 212H216V210H215ZM109 213L111 214V215H109ZM135 213H136V211H135ZM133 214V216H131V218H130V220L132 221V222H137V218H135L136 216L137 217H141V215H136V214ZM224 213V214H223ZM138 214H139V212H138ZM142 214V213H141ZM157 214V213H156ZM223 214V215H222ZM106 215H107V213H106ZM117 215H119V214H117ZM131 215V214H130ZM116 216V215H115ZM122 216V217H123ZM17 217H18V215H17ZM139 217V218H140ZM0 218H2V217H0ZM224 218V217H223ZM4 219V218H3ZM6 219V218H5ZM114 219V218H113ZM225 219V218H224ZM129 220V221H130ZM223 220V219H222ZM3 221V220H2ZM17 221H18V223H17ZM224 221V220H223ZM4 222V221H3ZM114 222H116V221H114ZM125 222V221H124ZM223 224H224V222H222ZM117 224V223H116ZM118 224H120V223H118ZM117 224V225H118ZM122 224V223H121ZM218 224H219V222H218ZM222 224V225H223ZM0 226H1V224H0ZM7 226H9V225H7ZM220 226V225H219ZM218 226V227H219ZM224 226V225H223ZM223 226L221 227V228H223ZM123 227V226H122ZM5 229H6V226L4 227ZM147 228V227H146ZM18 229V228H17ZM122 229V228H121ZM120 229V230H121ZM219 229V228H218ZM8 230V231H9ZM117 230V229H116ZM115 229L114 230H112V231H114V232H110V235L113 233H115L114 234V238H112L114 241L116 240V241H119L120 242V239H123L122 237H127V236H122V232H124V231H118V232H115L116 231ZM218 232V231H217ZM0 233H2V232H0ZM19 233H20V231H19ZM125 233V232H124ZM112 234V235H113ZM219 234V233H218ZM111 235V236H112ZM119 235H121V236H119ZM125 235H126V233H125ZM2 236H4V235H2ZM1 236V237H2ZM217 236H219V235H217ZM19 237V236H18ZM116 237V238H115ZM121 237V238H120ZM13 238H11V239H13ZM3 239V238H2ZM20 239L21 238H19V242H20ZM125 239V238H124ZM2 241L3 240H1V243H2ZM18 240H16V242H17ZM122 241V240H121ZM15 242V245L16 244H19V242L18 243H16ZM22 243V242H21ZM21 243H20V245H21ZM117 243V242H116ZM0 245H2V244H0ZM3 246V245H2ZM1 246V248L3 249V247ZM22 246V245H21ZM21 246H19V247H21ZM14 247H18V245L17 246H14ZM18 247V248H19ZM17 248V252L18 251H20L21 252V254L22 253H25V252H22L23 250H24V248H23V250L21 251V249L19 248L18 249ZM78 248V247H77ZM1 249V250H2ZM5 249V248H4ZM19 253V252H18ZM20 255V254H19ZM25 255V254H24ZM23 256V255H22ZM23 258V257H22ZM24 258H25V256H24ZM22 261H24V259L22 260ZM24 263V262H23Z\"/></svg>",
    "mask_w": 264,
    "mask_h": 264
}]
</instances>
